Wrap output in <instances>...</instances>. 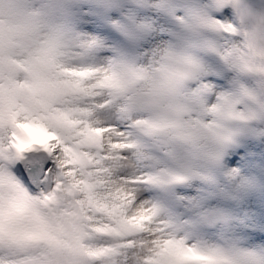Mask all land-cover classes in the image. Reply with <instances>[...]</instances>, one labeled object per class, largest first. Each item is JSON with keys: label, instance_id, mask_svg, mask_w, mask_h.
Here are the masks:
<instances>
[{"label": "snow or ice", "instance_id": "6c2138e0", "mask_svg": "<svg viewBox=\"0 0 264 264\" xmlns=\"http://www.w3.org/2000/svg\"><path fill=\"white\" fill-rule=\"evenodd\" d=\"M0 0V264H264V0Z\"/></svg>", "mask_w": 264, "mask_h": 264}, {"label": "clouds", "instance_id": "9594fccd", "mask_svg": "<svg viewBox=\"0 0 264 264\" xmlns=\"http://www.w3.org/2000/svg\"><path fill=\"white\" fill-rule=\"evenodd\" d=\"M235 3L239 6L238 11L241 13V22L245 26H251L255 16L251 10L250 0H235Z\"/></svg>", "mask_w": 264, "mask_h": 264}]
</instances>
